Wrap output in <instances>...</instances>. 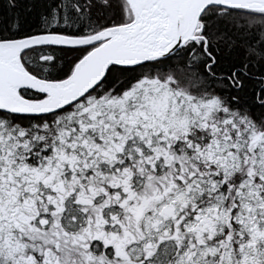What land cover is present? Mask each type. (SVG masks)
<instances>
[{"label":"snow or ice","instance_id":"1","mask_svg":"<svg viewBox=\"0 0 264 264\" xmlns=\"http://www.w3.org/2000/svg\"><path fill=\"white\" fill-rule=\"evenodd\" d=\"M0 264H264V0H0Z\"/></svg>","mask_w":264,"mask_h":264}]
</instances>
